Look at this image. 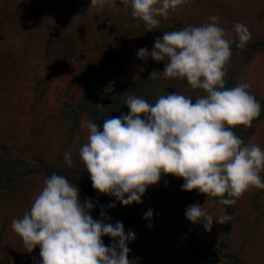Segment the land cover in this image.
Returning a JSON list of instances; mask_svg holds the SVG:
<instances>
[{
	"label": "rangeland",
	"instance_id": "rangeland-1",
	"mask_svg": "<svg viewBox=\"0 0 264 264\" xmlns=\"http://www.w3.org/2000/svg\"><path fill=\"white\" fill-rule=\"evenodd\" d=\"M90 6L91 0H0V264H41L40 247L27 252L11 224L30 210L53 173L78 186L81 202L91 198L94 219H101L103 206L111 218L106 222L120 221L126 234L135 232L128 244L130 264H264V189L251 187L235 204L223 205L219 197L182 190L184 179L167 174L149 186L142 203L124 206L92 187L79 156L88 122L102 130L105 119L127 114L130 95L154 104L173 92L193 102L205 94L186 80L165 77V61L140 59L137 53L144 47L151 51L166 31L212 23L210 16L219 17L226 39H237V22L251 33L244 49L231 45L224 79L226 88L250 85L260 115L251 127L233 131L244 145L264 150V0H186L167 19L158 17L153 31L134 19L122 0ZM65 152L71 153V167ZM260 175L264 181V172ZM193 204L214 218L231 219H214L209 232L202 222L186 218ZM149 209L151 220L131 215ZM102 239L106 246L114 242Z\"/></svg>",
	"mask_w": 264,
	"mask_h": 264
},
{
	"label": "clouds",
	"instance_id": "clouds-1",
	"mask_svg": "<svg viewBox=\"0 0 264 264\" xmlns=\"http://www.w3.org/2000/svg\"><path fill=\"white\" fill-rule=\"evenodd\" d=\"M107 0H91V6L104 7ZM186 0H122L131 7V16L143 21L147 31L156 30L158 17L168 18L170 10ZM212 23L166 31L157 37L151 51L138 50V58L165 61L167 78L186 80L191 89L204 95L192 97L173 92L161 95L154 104L130 95L125 104L130 111L103 121L102 130L88 122V140L79 156L90 174L92 187L114 196L124 206L142 203L149 186L162 175L182 177V190H198L219 203L232 205L251 187L264 189V150L244 145L233 129L252 126L261 105L247 89L248 84L225 87L226 65L231 45L244 49L251 40L248 27L235 23L236 40L226 39L225 29L210 16ZM142 116L144 118H142ZM71 167L70 152L64 153ZM227 197V198H225ZM95 207L91 198L80 200L78 186L53 173L45 179L42 191L30 210L14 219L12 230L22 238L31 253L40 247L41 264H130L128 244L136 238L133 230L125 233L122 222L115 224L101 206V219L90 214ZM108 207H115L110 203ZM186 218L203 223L211 232L214 219L224 223L231 217L214 218L200 204L186 208ZM153 210L144 214L151 220ZM151 223L148 227H152ZM104 236L113 243L106 246Z\"/></svg>",
	"mask_w": 264,
	"mask_h": 264
},
{
	"label": "trees",
	"instance_id": "trees-1",
	"mask_svg": "<svg viewBox=\"0 0 264 264\" xmlns=\"http://www.w3.org/2000/svg\"><path fill=\"white\" fill-rule=\"evenodd\" d=\"M140 22L144 25L143 21L140 20ZM119 98L116 100V102H114L113 104H119ZM114 111V110H113ZM51 170H55V168H52ZM55 172H57V170H55ZM80 183L82 184V186H84L86 189H88V186L85 184V182L80 181ZM131 215L133 216V218L137 220V218H140L142 216H144V214H137V213H131ZM140 216V217H139ZM141 219V218H140Z\"/></svg>",
	"mask_w": 264,
	"mask_h": 264
}]
</instances>
